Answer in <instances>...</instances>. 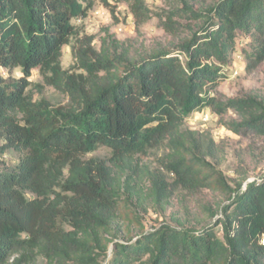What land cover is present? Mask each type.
<instances>
[{"label":"trees","instance_id":"16d2710c","mask_svg":"<svg viewBox=\"0 0 264 264\" xmlns=\"http://www.w3.org/2000/svg\"><path fill=\"white\" fill-rule=\"evenodd\" d=\"M114 2L128 4L137 28L152 16L146 0H0V68L9 73L0 71V264H264V177L234 189L214 163L213 135L184 127L205 106L233 108L234 132L264 135V101L212 95L240 35L264 36V0H171L162 22L170 40L137 46L108 34L97 49L76 21L96 5L118 21ZM33 71L67 103L35 100ZM164 145L177 187L231 199L201 203V230L176 218L144 233L138 208L165 206L173 187L138 159ZM103 147L108 158H87ZM11 152L15 163L4 159Z\"/></svg>","mask_w":264,"mask_h":264},{"label":"rangeland","instance_id":"374dc122","mask_svg":"<svg viewBox=\"0 0 264 264\" xmlns=\"http://www.w3.org/2000/svg\"><path fill=\"white\" fill-rule=\"evenodd\" d=\"M146 2L152 9V16L138 28L131 10L125 2L113 3L116 5L118 21L114 19L111 7L96 5L87 13L85 18L78 19L76 22L81 25L85 33L94 36L93 45L97 49L101 46V39L108 34L122 41H131L137 46L139 44L151 45L158 40H170L171 35L164 29L162 22L165 19V13L171 9V0H146ZM182 21L188 23L187 18L182 19ZM192 23V27H196V24ZM120 27H123L122 30L119 29ZM186 29L188 31L189 27ZM261 46L264 47V36L257 40L254 37L240 35L232 60L229 65L222 68L218 85L213 90L212 95L221 101L247 97H255L264 101V57L261 59L250 58V55H254L257 51V47ZM74 62L71 48L66 46L62 65L65 69H69ZM0 71L5 76H9V73L4 69L0 68ZM21 75L22 72L19 68L12 72V77L18 78ZM29 79L31 81L29 89L35 100H45L52 105L67 103L66 94L47 84L38 71H33ZM237 119L239 116L233 108L220 113L212 106H205L191 114L184 124V127L209 131L213 135L220 152V157L214 163L223 172L227 184L234 189L239 182L245 184L251 180H259L264 177V135H259L250 129H242L240 133L234 132L230 127L233 121ZM167 153L168 149L164 145L140 155L138 159L141 167L146 171L164 173L167 181L173 187L172 194L165 206L148 202L146 207L142 208L137 206L135 202L134 206L139 207L144 233H151L165 224L178 225L176 218H180L189 227L192 226L201 230L202 224L199 220L202 216L201 203L224 206L229 204L231 199L228 194L220 189L211 190L203 187L193 191L177 187L175 174L167 169ZM109 156L110 150L103 147L88 154L87 158H108ZM4 159L12 163L18 160L15 152L5 155ZM146 183L148 184V180ZM217 229L221 233V227L219 226ZM111 253L112 249L110 255ZM32 264L51 263L40 256ZM101 264H107V260Z\"/></svg>","mask_w":264,"mask_h":264},{"label":"built area","instance_id":"2783aa9c","mask_svg":"<svg viewBox=\"0 0 264 264\" xmlns=\"http://www.w3.org/2000/svg\"><path fill=\"white\" fill-rule=\"evenodd\" d=\"M97 12H99V11H97ZM122 28H123V27H120L119 29L122 30ZM252 181H254V180H251V181H249V182H252ZM262 242L264 243V239L262 240Z\"/></svg>","mask_w":264,"mask_h":264}]
</instances>
